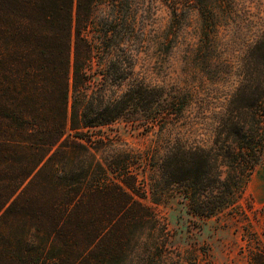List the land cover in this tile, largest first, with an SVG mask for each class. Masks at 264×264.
I'll list each match as a JSON object with an SVG mask.
<instances>
[{
  "label": "trees",
  "instance_id": "obj_1",
  "mask_svg": "<svg viewBox=\"0 0 264 264\" xmlns=\"http://www.w3.org/2000/svg\"><path fill=\"white\" fill-rule=\"evenodd\" d=\"M159 5L171 21L153 40L145 17ZM262 6L0 0V264H196L144 201L178 195L201 218L241 211L264 163ZM152 46L185 48V69L211 83L205 98L138 76ZM121 119L159 133V144L103 163L107 145L91 130ZM248 262L264 264V244Z\"/></svg>",
  "mask_w": 264,
  "mask_h": 264
},
{
  "label": "rangeland",
  "instance_id": "obj_2",
  "mask_svg": "<svg viewBox=\"0 0 264 264\" xmlns=\"http://www.w3.org/2000/svg\"><path fill=\"white\" fill-rule=\"evenodd\" d=\"M261 3L264 9V0ZM145 18L153 40L165 34L171 21L168 9L162 5L157 7L153 15ZM197 23L195 19L189 29L187 37L191 41L196 38ZM167 49L165 46L163 53ZM185 51V48H180L176 53L166 55L159 53L154 46L147 47L136 67V73L148 83L165 87L167 91H173L177 86L194 85L200 94L203 93V99L211 83L205 80L204 74L191 73L185 69ZM192 112L193 116H199L202 108L196 107ZM91 131L94 139L102 140L107 145L98 153L103 163L109 157L124 152L146 156L161 138L159 133L148 132L145 127L123 119ZM153 175L154 170L143 165L140 178L149 181ZM248 201L252 209L248 208ZM144 202L166 223L170 245L181 252L194 254L196 264H249L250 252L264 244V163L253 175L245 199L240 204L241 211L238 210L236 214L227 213L210 218L193 216L178 195L159 204L153 203L150 197Z\"/></svg>",
  "mask_w": 264,
  "mask_h": 264
}]
</instances>
